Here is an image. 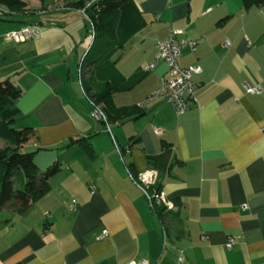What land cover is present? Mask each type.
Listing matches in <instances>:
<instances>
[{
  "label": "crops",
  "instance_id": "obj_1",
  "mask_svg": "<svg viewBox=\"0 0 264 264\" xmlns=\"http://www.w3.org/2000/svg\"><path fill=\"white\" fill-rule=\"evenodd\" d=\"M75 1L56 8L47 1L27 22L8 16L0 24L2 42L11 44L0 49L14 54V73L6 76L22 90L14 102L20 123L35 133L24 149L34 152L41 171L59 166L24 212L0 209V264H179L180 252V264H264V5L134 0L147 24L115 67L125 78L139 75L110 94L107 110L121 109L125 117L105 122L90 117L81 86L93 35L89 41ZM25 25L37 36L6 38ZM172 30L197 41L194 50L182 49L179 64L201 68L181 115L160 98L145 102L167 77L155 43ZM9 66L0 61L1 70ZM71 139L90 148L67 145ZM147 168L157 172L173 211L151 209L135 184ZM104 229L107 235L97 239Z\"/></svg>",
  "mask_w": 264,
  "mask_h": 264
},
{
  "label": "trees",
  "instance_id": "obj_2",
  "mask_svg": "<svg viewBox=\"0 0 264 264\" xmlns=\"http://www.w3.org/2000/svg\"><path fill=\"white\" fill-rule=\"evenodd\" d=\"M5 2L11 12L17 13L23 4L18 0ZM45 1V0H41ZM78 0L71 4L75 9L84 7L85 2ZM245 7L262 6L264 0H242ZM91 21L93 41L83 66H89L88 76L81 80L85 96L91 105H99L105 122L123 119L121 109L108 111L110 94L132 84L139 72L125 78L115 67L125 45L147 24L134 0H93L85 9ZM6 18V17H5ZM0 16V20L5 19ZM22 95L21 88L10 78L0 80V209L11 207L18 213L24 212L29 203L43 195L48 180L59 170L57 163L41 171L34 159V152L26 151L24 145L35 133L32 127L21 125V116L14 102ZM78 143L85 149L90 145L84 139L69 140L67 145ZM22 170L25 181L21 189H15L13 175Z\"/></svg>",
  "mask_w": 264,
  "mask_h": 264
},
{
  "label": "built area",
  "instance_id": "obj_3",
  "mask_svg": "<svg viewBox=\"0 0 264 264\" xmlns=\"http://www.w3.org/2000/svg\"><path fill=\"white\" fill-rule=\"evenodd\" d=\"M92 3V1L85 2L83 8L79 9L80 13L86 17L85 9ZM38 32L35 28L25 25L17 29L10 30L6 32L5 36L9 40L19 43L25 40H29L37 36ZM181 34L180 30H172L170 34L164 40L157 41L155 43V59L162 60L167 66V77H161L159 79L158 86L151 91V93L146 97L145 102H150L156 98L162 99L164 102L169 103L176 115H181L185 113L190 102L194 99L195 85L192 81V76L198 74L201 71L198 65H189L183 67L179 64V58L182 49L185 47L191 50L195 49L196 40H185L179 38ZM229 42L226 40L224 46L228 47ZM154 63H151L148 68H152ZM246 91L250 93H258L260 91L259 86L248 87L246 86ZM89 115L94 120L105 121V116L100 109L99 105H92ZM154 132L159 134L161 130L159 128H154ZM128 151V149L126 150ZM157 172L153 168H147L133 178L135 184L144 193L147 202L151 209H159L163 212L173 211L175 205L170 200L165 192L157 186L156 184ZM90 189H94V185H90ZM75 204L76 201L72 200ZM243 208L245 205L242 206ZM163 232V246L166 243V236L164 226H162ZM107 235V230H102L97 236V239H101ZM233 243V238L229 237L226 243V247H230ZM182 254L177 257V261L180 264L182 262ZM128 264H148L146 260L132 261Z\"/></svg>",
  "mask_w": 264,
  "mask_h": 264
},
{
  "label": "rangeland",
  "instance_id": "obj_4",
  "mask_svg": "<svg viewBox=\"0 0 264 264\" xmlns=\"http://www.w3.org/2000/svg\"><path fill=\"white\" fill-rule=\"evenodd\" d=\"M19 2H21L23 4L21 10H19L17 13H13L10 11V9L7 7L5 2H0V16H4V17H8V16H23V21L27 22L29 19V16L34 15V13H36L37 11H40L41 9H44L43 4L47 1L51 2L52 7H64L63 6V0H45L44 2L41 0H18ZM93 1V0H91ZM7 23L8 20L7 19H3L0 20V24H4ZM86 26L89 30L88 32V37H89V41H91V30H92V26H91V21L90 19L86 18ZM11 45V44H8ZM7 44L4 45V43L2 42V39L0 38V46L1 47H7ZM4 53H3V52ZM132 55V54H131ZM3 59H5L6 64H8L9 66V61L14 59V54L11 53V51H5L4 49H0V61L3 62ZM1 70V69H0ZM87 71L82 72V76H81V80L86 78L88 75L86 73ZM11 73V74H9ZM13 69L12 67H8V69H3L0 71V76L2 77V79L8 78L7 76L11 77L10 75H13ZM5 75V76H4ZM7 75V76H6ZM0 79V80H2ZM100 106V105H99ZM3 143L0 141V146H2ZM24 173L22 170H17L14 172L13 175V184L15 187H17L18 189H21L23 187L24 184Z\"/></svg>",
  "mask_w": 264,
  "mask_h": 264
}]
</instances>
